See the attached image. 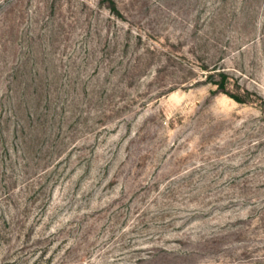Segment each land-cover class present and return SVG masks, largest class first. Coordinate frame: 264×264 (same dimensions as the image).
<instances>
[{
    "label": "rangeland",
    "instance_id": "374dc122",
    "mask_svg": "<svg viewBox=\"0 0 264 264\" xmlns=\"http://www.w3.org/2000/svg\"><path fill=\"white\" fill-rule=\"evenodd\" d=\"M0 264H264V0H0Z\"/></svg>",
    "mask_w": 264,
    "mask_h": 264
},
{
    "label": "trees",
    "instance_id": "16d2710c",
    "mask_svg": "<svg viewBox=\"0 0 264 264\" xmlns=\"http://www.w3.org/2000/svg\"><path fill=\"white\" fill-rule=\"evenodd\" d=\"M222 75L225 76L224 74H222ZM210 77L213 78V75L211 74ZM215 83H217L219 85L218 89L220 91H226V88H225L223 82H215ZM226 93L230 94L229 92H226ZM230 95L233 96L238 101H243V99L240 98V96H237V95H234V94H230Z\"/></svg>",
    "mask_w": 264,
    "mask_h": 264
}]
</instances>
